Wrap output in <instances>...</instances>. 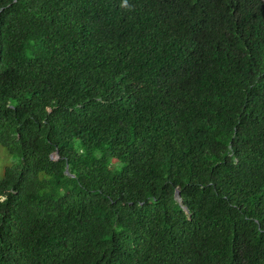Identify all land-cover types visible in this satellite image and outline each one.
Instances as JSON below:
<instances>
[{
  "label": "trees",
  "instance_id": "trees-1",
  "mask_svg": "<svg viewBox=\"0 0 264 264\" xmlns=\"http://www.w3.org/2000/svg\"><path fill=\"white\" fill-rule=\"evenodd\" d=\"M0 264H264V0H0Z\"/></svg>",
  "mask_w": 264,
  "mask_h": 264
},
{
  "label": "rangeland",
  "instance_id": "rangeland-1",
  "mask_svg": "<svg viewBox=\"0 0 264 264\" xmlns=\"http://www.w3.org/2000/svg\"><path fill=\"white\" fill-rule=\"evenodd\" d=\"M19 163L18 157L9 155L5 149L0 146V179L3 177L4 170Z\"/></svg>",
  "mask_w": 264,
  "mask_h": 264
}]
</instances>
